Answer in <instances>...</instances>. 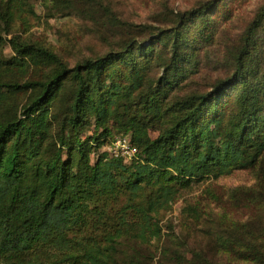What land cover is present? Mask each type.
<instances>
[{
	"label": "trees",
	"instance_id": "obj_1",
	"mask_svg": "<svg viewBox=\"0 0 264 264\" xmlns=\"http://www.w3.org/2000/svg\"><path fill=\"white\" fill-rule=\"evenodd\" d=\"M23 1L0 0V264H149L142 249L184 191L264 154V71L246 77L250 38L230 76L167 104L183 77L176 29L68 67L5 38ZM210 5L181 14L178 27ZM158 39L171 42L170 57L151 80L134 51L151 53ZM238 84L236 99L222 98ZM121 136L137 148L131 161L103 151Z\"/></svg>",
	"mask_w": 264,
	"mask_h": 264
},
{
	"label": "rangeland",
	"instance_id": "obj_2",
	"mask_svg": "<svg viewBox=\"0 0 264 264\" xmlns=\"http://www.w3.org/2000/svg\"><path fill=\"white\" fill-rule=\"evenodd\" d=\"M84 1L24 0L14 8L5 38L16 36L44 47L72 67L176 29L185 52L179 73L183 77L166 96L167 104L209 92L230 76L248 38L246 77L264 71V0ZM208 3L212 5L203 14L178 27L181 14ZM256 18L257 29L248 36ZM152 44L151 53L136 48L134 55L156 80L170 57L171 42L158 39ZM4 54L12 56L8 45ZM239 89V84L229 88L222 98L233 101ZM157 128L158 124L149 131L151 137ZM159 223L160 238L142 249L149 264H264V154L251 168L194 182Z\"/></svg>",
	"mask_w": 264,
	"mask_h": 264
},
{
	"label": "built area",
	"instance_id": "obj_3",
	"mask_svg": "<svg viewBox=\"0 0 264 264\" xmlns=\"http://www.w3.org/2000/svg\"><path fill=\"white\" fill-rule=\"evenodd\" d=\"M106 152L114 157L121 159L125 162L131 161L137 156V148L132 145L129 137L121 136L116 138L112 143L107 147Z\"/></svg>",
	"mask_w": 264,
	"mask_h": 264
}]
</instances>
